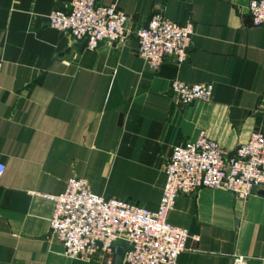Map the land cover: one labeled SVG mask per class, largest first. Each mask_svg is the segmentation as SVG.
Segmentation results:
<instances>
[{"label": "crops", "instance_id": "obj_1", "mask_svg": "<svg viewBox=\"0 0 264 264\" xmlns=\"http://www.w3.org/2000/svg\"><path fill=\"white\" fill-rule=\"evenodd\" d=\"M70 1L0 0V264H108L65 255L45 196L79 177L99 196L157 211L174 146L204 131L233 152L264 134V27L252 24L251 0H97L134 26L156 13L194 23L187 61L156 70L134 35L90 52L51 28L48 16ZM175 80L212 84L213 98L183 105ZM168 222L193 237L176 264H264L263 194L243 203L202 188L180 195Z\"/></svg>", "mask_w": 264, "mask_h": 264}, {"label": "built area", "instance_id": "obj_2", "mask_svg": "<svg viewBox=\"0 0 264 264\" xmlns=\"http://www.w3.org/2000/svg\"><path fill=\"white\" fill-rule=\"evenodd\" d=\"M68 8L66 12L53 11L48 16L49 26L76 43L86 41L90 52L103 43L125 44L134 35L139 56L153 70L168 58L180 65L188 59L195 34L192 21L180 24L156 13L146 26H134L131 17L116 4L71 0ZM249 13L254 26L264 27V0H251ZM1 68L0 61V73ZM170 93L179 103L190 105L211 100L214 86L175 80ZM5 170L0 161V181ZM164 171L166 184L157 211L107 199L95 194L87 180L69 179L62 194L45 196L54 203L51 236L63 244L70 258L89 261L102 257L113 264L115 244L122 241L126 243L123 264H176L193 238L187 229L168 222L178 197L202 188L222 189L245 203L264 192V134L254 132L247 143L229 152L202 131L195 141L172 148ZM234 264H246V259L235 257Z\"/></svg>", "mask_w": 264, "mask_h": 264}, {"label": "water", "instance_id": "obj_3", "mask_svg": "<svg viewBox=\"0 0 264 264\" xmlns=\"http://www.w3.org/2000/svg\"><path fill=\"white\" fill-rule=\"evenodd\" d=\"M86 41H83L80 44H76L75 46L79 49H84ZM260 194L264 195V192H260ZM125 242H118L115 244V256L113 264H123L124 256H125Z\"/></svg>", "mask_w": 264, "mask_h": 264}]
</instances>
